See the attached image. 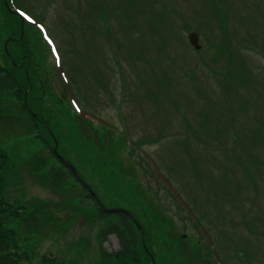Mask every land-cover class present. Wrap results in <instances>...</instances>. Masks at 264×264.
<instances>
[{
    "label": "rangeland",
    "instance_id": "374dc122",
    "mask_svg": "<svg viewBox=\"0 0 264 264\" xmlns=\"http://www.w3.org/2000/svg\"><path fill=\"white\" fill-rule=\"evenodd\" d=\"M8 1L26 22L39 97L28 106L54 135L37 137L42 123L1 97L0 197L16 204L0 216L51 213L37 233L0 220L22 264L117 262L102 257L120 248L102 235L117 217H99L49 145L107 208L148 227L154 264H264V0ZM3 2L0 64L8 47L23 54Z\"/></svg>",
    "mask_w": 264,
    "mask_h": 264
},
{
    "label": "trees",
    "instance_id": "16d2710c",
    "mask_svg": "<svg viewBox=\"0 0 264 264\" xmlns=\"http://www.w3.org/2000/svg\"><path fill=\"white\" fill-rule=\"evenodd\" d=\"M3 8L5 15L4 21L7 19V16L10 19L8 22L5 21L7 29L9 30L10 25L12 26L13 37L10 41L16 42L18 44V47L21 48L23 54L20 56H14V54L8 47V53L6 57L8 61L0 64V99L5 93H7L18 99L19 101H22L24 110H26L30 114L32 120L36 122L37 126L35 127L38 128L42 123V125L47 129V137L39 134H36V136L40 137L44 142L51 144L52 141L50 140V138L53 140L54 135L50 132V129L47 128L49 121L45 120V123L43 121L41 122V120L39 121V119H37L33 115V113H31V109L28 106L29 98L37 99L38 96L36 95V93H34L36 81L34 80V74H32V63L31 59L29 58L30 54L28 51V47H26V40H24L26 32V22L24 23L23 27V38L18 40L14 35H21L22 15L16 10H13L8 0L7 2H3ZM10 41H8V44L11 43ZM2 114L3 112L0 108V121L5 119ZM6 117H8V115H6ZM49 149L51 153L62 163V166L66 168L67 166L65 164L63 165V161L58 158L57 154L54 151V148H52L51 145H49ZM3 155L4 152L2 148H0V183L4 179V176L2 175V169L4 167H10L8 164V157L4 158ZM36 158L38 157L35 156L33 160L34 162H37L40 159ZM66 169L78 181H80V179L75 176L70 168L67 167ZM47 177L48 179H51V182L57 185L62 182L65 175L61 168H51L47 173ZM87 196L92 198L96 202V200L90 193H88ZM0 204H2L3 206L7 205L8 208H12L16 204V201L0 197ZM96 205L98 206L99 217L107 218L110 215H115L118 219V222H114L108 225V227L102 232V235L104 239H106L109 235L115 234L118 237L120 248L112 252H108L104 248L102 251L103 259L105 261L117 260L115 264H150V262H152L151 254L154 253V256L156 257V253L152 250V246L149 243L152 237L149 234L148 227L144 225L135 215L134 217L137 218L136 220H139L138 222H141L143 226L144 233H142L131 216L123 212L105 211L99 206L97 202ZM33 206V209L29 212H27V209L22 210L19 208L17 209L18 211L15 210L16 215L5 214L0 216V220L4 223V219H11V217H15L17 219H20L21 225L23 224L24 229H26L27 231H30L31 233L40 232V230L48 223L49 219L51 218V213H49L45 204L35 203L33 204ZM143 234L145 236L147 249L145 248L142 239ZM12 238H9V236H6L2 231H0V264H22L24 254L19 250Z\"/></svg>",
    "mask_w": 264,
    "mask_h": 264
},
{
    "label": "water",
    "instance_id": "95a60500",
    "mask_svg": "<svg viewBox=\"0 0 264 264\" xmlns=\"http://www.w3.org/2000/svg\"><path fill=\"white\" fill-rule=\"evenodd\" d=\"M7 2V0H6ZM23 27H24V19H22V33H21V39L23 38V34H24V30H23ZM35 117H37L36 115H34ZM54 151L56 152V154L58 155V157L64 161V162H67L69 164V166L71 167V170L73 171V173L75 174V176H77L81 182L86 186V188L89 190V193L94 197V199L96 200V202L99 204V206L101 208H103L105 211H112V212H123L129 216H131L134 221L136 222L138 228L140 231H142V226L141 224L136 220V218L134 217V215L131 213V211L127 210V209H123V208H107L100 200V198L98 197V195L96 194V192H94L91 187L84 181V179L81 177V175L79 174L77 168L72 164L70 163L69 161H67V159L62 156L61 154L58 153V149H57V145L55 146L54 148ZM143 242H144V246L145 248L147 249L146 247V243H145V240H144V237H143ZM151 257L153 259V264L155 263L154 261V257L153 255L151 254Z\"/></svg>",
    "mask_w": 264,
    "mask_h": 264
},
{
    "label": "bare ground",
    "instance_id": "6f19581e",
    "mask_svg": "<svg viewBox=\"0 0 264 264\" xmlns=\"http://www.w3.org/2000/svg\"><path fill=\"white\" fill-rule=\"evenodd\" d=\"M57 156H58V155H57ZM58 158H59V157H58ZM64 164H65L68 168L71 169V167L69 166V164H68L67 162H64V161H63V165H64ZM67 167H66V168H67Z\"/></svg>",
    "mask_w": 264,
    "mask_h": 264
}]
</instances>
